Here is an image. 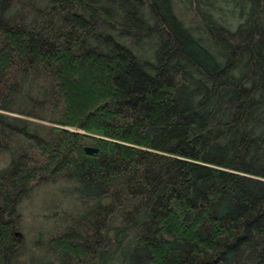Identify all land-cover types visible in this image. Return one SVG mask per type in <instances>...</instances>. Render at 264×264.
Wrapping results in <instances>:
<instances>
[{"label":"trees","instance_id":"trees-1","mask_svg":"<svg viewBox=\"0 0 264 264\" xmlns=\"http://www.w3.org/2000/svg\"><path fill=\"white\" fill-rule=\"evenodd\" d=\"M0 153V264H264V0H0Z\"/></svg>","mask_w":264,"mask_h":264},{"label":"rangeland","instance_id":"rangeland-1","mask_svg":"<svg viewBox=\"0 0 264 264\" xmlns=\"http://www.w3.org/2000/svg\"><path fill=\"white\" fill-rule=\"evenodd\" d=\"M23 117L27 118V116ZM35 121L40 122L39 120ZM9 160L10 155L0 153V167L5 166ZM67 192L68 188L61 184L38 185L21 204L23 222L20 233L27 240V247H31L37 255V259L48 255L44 249L40 250L41 243L37 241L42 237L45 239L56 226L57 221L62 219L65 211L73 207L69 197L70 193ZM67 194V197L64 196ZM49 261L51 262L49 263ZM44 264L57 263L56 260H47Z\"/></svg>","mask_w":264,"mask_h":264},{"label":"water","instance_id":"water-1","mask_svg":"<svg viewBox=\"0 0 264 264\" xmlns=\"http://www.w3.org/2000/svg\"><path fill=\"white\" fill-rule=\"evenodd\" d=\"M85 151H86L87 154L95 155V154H97L99 152V149L88 145V146L85 147Z\"/></svg>","mask_w":264,"mask_h":264}]
</instances>
